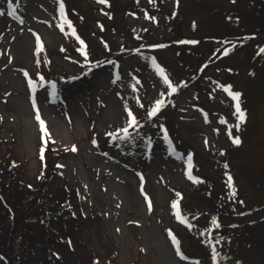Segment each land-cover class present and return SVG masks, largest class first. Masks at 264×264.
<instances>
[{"label":"rangeland","instance_id":"1","mask_svg":"<svg viewBox=\"0 0 264 264\" xmlns=\"http://www.w3.org/2000/svg\"><path fill=\"white\" fill-rule=\"evenodd\" d=\"M0 9V159L17 165L20 206L71 189L80 217L59 239L70 251L97 248L102 263L212 264L216 248L222 264H264V0H64L63 9L0 0ZM78 30L95 55L78 46ZM41 73L69 78L47 83ZM45 142L59 149L57 165L42 163ZM191 158L212 194L240 205L230 215L193 198ZM183 199L198 229L176 219L173 201ZM33 219L27 248L39 257L49 228ZM223 224L252 233H202Z\"/></svg>","mask_w":264,"mask_h":264},{"label":"trees","instance_id":"2","mask_svg":"<svg viewBox=\"0 0 264 264\" xmlns=\"http://www.w3.org/2000/svg\"><path fill=\"white\" fill-rule=\"evenodd\" d=\"M75 27L80 28L78 24H75ZM75 32L81 37V40L83 41V43L80 41L77 42L78 46L80 45L82 48H91L90 50L95 55L98 50L96 51V48L93 46V44L88 43L79 30L78 32ZM252 34L257 35L258 33L253 31ZM179 38L180 37H177L175 40H178ZM167 42L171 41H155L153 45L165 44ZM91 54L89 55L90 58L92 57ZM52 71L53 73H56L54 68ZM41 75L45 81L48 79L47 83L54 82L56 84L67 81L69 78V75L67 74H62L61 77H54L55 75H46L45 73H41ZM45 76H48L49 78L46 79ZM183 82L186 84L187 79L184 78ZM175 88L176 91H172L173 93L178 91V87ZM58 150L59 149L52 148L51 143L45 142L43 156L41 157L42 163L46 166H49L50 164L53 165V163L57 165V156L60 155ZM6 157L7 158L0 159V181L3 180L1 185L2 187L4 186L7 188L6 195L0 192V264H110L102 263L100 261V258L97 255L98 253L96 254L97 248H93L92 252L83 253L80 251L78 243V245L73 247L72 251H70L64 245L62 240L59 239V237L61 238L63 231L68 228L71 221L80 217L78 212H76L75 217H73L70 213L73 212L72 207L77 204V195H73V191L71 189L59 184L56 186L53 192L47 196V199H51L50 203L47 205H37V202L33 201L30 202V204L26 207L20 206L18 201H20V198H22L23 195L25 198L27 195L24 193L19 195V192H22V189L17 187L21 180V177L19 176L16 169L17 165L14 164V160H12L9 156ZM195 162L196 161L194 159L191 173L196 184L200 185L197 190L193 191V198H197L199 201L204 203L211 214H218L222 217L230 215L231 211L233 209L236 210L240 205L231 201L232 197L229 194H212L211 190L208 189V185L203 181L201 175L196 171ZM9 185L11 188H8ZM184 199L183 201L178 200L177 208L181 210L183 216H186L185 208L187 206L185 205ZM7 213L11 215V218H7L5 216ZM38 216H41L42 219L47 222L46 226L49 228V236L46 237L45 244H43V246L39 244L38 246L41 254L39 257L33 255L34 250H30V245L27 248L28 241L31 238L29 235L30 230L39 222L33 218H37ZM186 220L188 223L187 226L189 228H196V226L191 223L189 218ZM249 229L250 228L247 227L246 229H243L244 231H234L231 227H228L227 224H223L221 230L211 229L210 231H206L205 229L202 233L216 236H218V234H225L227 237L236 238V236L247 237L252 233V231H248ZM30 244L34 246L36 244V240H32ZM51 245H54L57 249L54 254L50 253L48 250L46 252V246ZM213 250L215 253L213 252V255L211 256L213 257L212 264H222L220 261V256L216 253V251L218 252L219 249L214 248ZM47 254H50V256Z\"/></svg>","mask_w":264,"mask_h":264},{"label":"snow or ice","instance_id":"3","mask_svg":"<svg viewBox=\"0 0 264 264\" xmlns=\"http://www.w3.org/2000/svg\"><path fill=\"white\" fill-rule=\"evenodd\" d=\"M9 4L12 3V0H8ZM103 3H107L108 0H102ZM60 7L61 9H63L64 7V0H60ZM3 9H0V12H2ZM70 23V22H69ZM38 39V43L40 45V48H43V41L39 40V37H37ZM83 43V41H81ZM261 51H264V49H261ZM160 73L162 75H164V69L163 68H160L159 69ZM24 75L25 76H28V71L25 69L24 70ZM165 81L171 85V81L168 79V77L165 75ZM29 83H32L31 79L29 80ZM229 90H231V85H227L226 86ZM172 91H176V88L173 87L172 88ZM232 96L235 97L237 99V104H236V108H237V111L239 113V119L240 120H244L245 119V114H244V110L241 109L240 107V103H239V97L241 96V93L240 92H231ZM163 104V101L162 100H157L155 102V107L152 109V114L154 115L156 113V111L161 107V105ZM131 115V124H136L137 123V118L135 115H132L131 112L129 113ZM36 119L40 122V126L42 129H44L45 132H47V129L44 128V120L41 118L40 114H39V110L37 108V111H36ZM122 131L127 134V128H124L122 129ZM109 135H114V133H110ZM234 139V142L236 144H240L241 143V140H240V137L236 136V137H233ZM94 144L97 143L96 140H93L92 141ZM73 148H75V145H73ZM40 152H41V156H43V147L41 146V149H40ZM191 174V173H189ZM229 182H231V177H229ZM177 205V201H173V206L176 207ZM149 207H151V202L149 201ZM169 232H171V229H169ZM173 239H175V237H173ZM181 255H183V253H180Z\"/></svg>","mask_w":264,"mask_h":264}]
</instances>
